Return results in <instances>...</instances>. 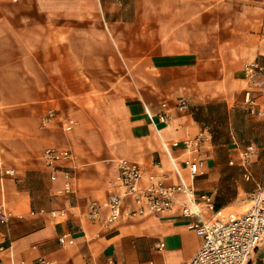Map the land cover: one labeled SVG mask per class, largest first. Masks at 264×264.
Listing matches in <instances>:
<instances>
[{
	"label": "crops",
	"instance_id": "1",
	"mask_svg": "<svg viewBox=\"0 0 264 264\" xmlns=\"http://www.w3.org/2000/svg\"><path fill=\"white\" fill-rule=\"evenodd\" d=\"M253 59L264 72V0H0V204L12 213L0 222V264L189 260L202 238L181 214L185 195L169 212L123 213L110 226L89 219L87 203L106 198L127 158L213 192L217 213H241L264 184V119L244 102ZM66 115L77 120L69 131ZM205 129L209 155L194 176L172 142ZM250 145L246 178L238 153ZM47 147L70 150L71 192L60 172L50 178ZM63 233L74 242L61 244ZM248 264H264V239Z\"/></svg>",
	"mask_w": 264,
	"mask_h": 264
},
{
	"label": "built area",
	"instance_id": "2",
	"mask_svg": "<svg viewBox=\"0 0 264 264\" xmlns=\"http://www.w3.org/2000/svg\"><path fill=\"white\" fill-rule=\"evenodd\" d=\"M243 70L249 83L244 93V102L249 105V113L264 119V72L263 67L255 59L244 63ZM162 109L157 114L159 121L168 124L173 119L167 102L161 104ZM180 109L189 107L185 99L177 104ZM56 112L50 109L47 118ZM64 128L69 131L75 127L77 120L73 115L63 118ZM209 132L205 129L193 137L174 140L172 145L182 147L188 153L184 165L192 175L202 173V167L208 158L207 144L210 142ZM252 145L239 151L240 165L244 175H251L249 164L256 154ZM45 164L51 169L50 178L56 179L60 172L64 178V193L72 191V173L61 166V162L71 157L68 149L47 147L42 153ZM230 164L234 160L229 161ZM117 173L109 181L110 190L103 200L92 199L87 203L86 216L91 220L99 219L106 226L115 224L123 213L136 216L149 213H166L179 203L180 196L185 195L187 201L181 204V214L187 218V228L193 230L202 238L193 256L182 264H248L256 248L264 239V184H259L253 190L249 207L241 213L221 214L215 211L213 192L199 191L187 183H168L164 174L146 171L140 162L127 158L116 161ZM13 173V169L7 170ZM129 199L130 204L123 209V200ZM103 209L107 212L103 214ZM40 213H46L40 209ZM52 217L65 216V208L47 211ZM206 216L207 214H209ZM12 213L5 204H0V222H6ZM206 216V217H204ZM61 244H72L74 238L69 233L59 236ZM159 248L163 243H159ZM4 246L0 244V251Z\"/></svg>",
	"mask_w": 264,
	"mask_h": 264
},
{
	"label": "rangeland",
	"instance_id": "3",
	"mask_svg": "<svg viewBox=\"0 0 264 264\" xmlns=\"http://www.w3.org/2000/svg\"><path fill=\"white\" fill-rule=\"evenodd\" d=\"M249 205H250V203H249L246 207L242 208L240 211H241V212L245 211V210L249 207ZM222 214L224 215V214H226V213H222Z\"/></svg>",
	"mask_w": 264,
	"mask_h": 264
}]
</instances>
